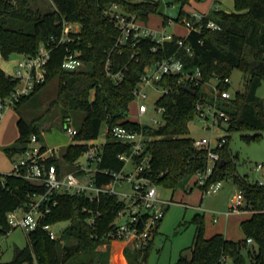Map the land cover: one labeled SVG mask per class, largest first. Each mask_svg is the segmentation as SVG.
<instances>
[{
    "label": "trees",
    "instance_id": "obj_1",
    "mask_svg": "<svg viewBox=\"0 0 264 264\" xmlns=\"http://www.w3.org/2000/svg\"><path fill=\"white\" fill-rule=\"evenodd\" d=\"M50 8L45 10L36 5L35 0H0V53L8 56L13 52L32 55L40 44L47 45L50 58L47 63L46 82L36 87L31 95L16 103L21 107L30 100L51 78L57 77L56 96L48 104L46 111L52 113L59 106L62 125L70 112L84 114L76 126L77 141L97 139L101 125L121 124L140 129L138 123L126 119L129 104L133 100L132 90L152 64L162 58L175 55L182 59L186 67L199 66L203 80L216 79L217 87L229 89L230 82L224 81L237 68L244 75V89L237 91L230 99H220L217 104L231 115L227 125L229 130L255 131L243 135L254 139L264 132V102L257 95V89L264 81V0H232L235 10L227 12L216 8L211 10L205 22L212 20L218 28L204 26L200 31H190L182 45L176 35L156 51L154 41L144 38L134 46L115 45L118 28L105 14V9L118 3L127 12L147 22L152 14H162L160 0H49ZM179 4L175 18L182 21L190 13L184 6L191 1L173 0ZM170 18L163 14L162 24ZM79 24L77 33H70V40L59 42L63 22ZM53 38V40L51 39ZM189 48V50H187ZM78 50L85 65L77 70L63 68L62 61L68 51ZM113 73L123 71V78L115 81L107 75L106 63ZM17 81L0 67V96L5 97L15 88ZM169 87V93L162 95L157 104L165 107V123L157 127L143 126L146 135L145 153L150 155V170L146 175L158 186L172 190L178 188L190 191L195 185L194 175L205 169L207 150L194 147L189 137V122L195 118V102L199 98L213 100V95L203 88H190L178 83L177 76L164 75L158 82ZM43 114L28 119L20 116L16 121L18 136L14 144L5 148L8 156L21 152L32 134L41 135ZM102 145V159L99 167L110 174L95 173V184H109L113 171H119L123 162L117 153L127 150L128 145L116 141L108 133ZM87 148L86 143L77 142L67 146L60 158H50L48 163L61 167L71 165L80 158ZM224 163L216 166L209 182L231 176L239 189L244 192L247 207L254 211L240 225L246 239L237 242L222 233L209 237L205 235L204 215L194 216L196 225L193 241L181 250L175 264H222L223 257L232 258L238 264H246L243 250L247 239L256 243L246 250L250 264H264V185L249 181L237 172L236 162L227 148V141L218 149ZM63 160V161H62ZM38 189L21 177L5 175L0 180V234L9 229L6 214L27 200V193ZM123 203L114 194L103 193L99 199L89 200L82 194L58 196V203L42 222L57 223L68 221V226L51 239L41 227L27 233V244L15 248L14 257L0 264H109L108 232L115 226L114 220ZM106 244L101 250L99 246ZM153 240L148 245L133 244L124 249L129 264H147V257Z\"/></svg>",
    "mask_w": 264,
    "mask_h": 264
},
{
    "label": "built area",
    "instance_id": "obj_2",
    "mask_svg": "<svg viewBox=\"0 0 264 264\" xmlns=\"http://www.w3.org/2000/svg\"><path fill=\"white\" fill-rule=\"evenodd\" d=\"M105 14L110 21L118 28V35L115 38V45L122 46L130 44L134 46L138 41L149 38L154 41L153 51L162 46L167 41H172L176 34L166 32L165 28H154L147 25L136 15L127 12L118 3L111 4L105 9ZM207 13L193 11L189 17H184L182 23L190 31H200L204 26L215 29L218 24L212 20L205 22ZM171 22V19L167 23ZM79 24L75 22L64 21L63 30L59 42L69 41L70 33H77ZM186 34V35H187ZM183 37L178 38V44L182 45ZM53 40V38H51ZM189 50V48H187ZM51 49L47 45L40 44L35 54H22V58L17 64L15 74L12 76L17 83L10 94L5 97L0 96V119L6 108L13 107L21 98L31 95L36 87L46 82V68L50 58ZM85 65L80 58L78 50L68 51L62 61L63 68L67 70H77ZM107 75L115 81L123 78V71L113 73L109 70V63H106ZM164 75H174L178 78V83L185 84L189 88H203L205 92L213 95V100L199 98L196 100L195 118L203 124L205 129L214 130L216 128H225L231 115L217 104L218 100L230 99L233 97L229 89L221 90L217 83L211 86V90L205 87L209 82L203 80L202 71L199 66L186 67L184 61L175 55L155 61L151 68L141 76L136 87L133 88V100L137 102V112L139 117L145 116L150 109L144 102L148 97L146 86L151 85L161 88V95L156 99L155 105L151 111L156 116L152 120L151 127H157L165 123V107L157 104V100L164 94L169 93V87L160 86L158 82ZM224 81L229 82L228 78ZM130 120V119H129ZM131 121V120H130ZM136 122V121H133ZM141 126L135 129L121 124L107 126L106 135L109 133L113 139L128 145V149L117 153V158L123 162V167L119 171H113L111 183L105 185L95 184V173L110 174L106 168L99 167L102 159V145L97 143L96 139L87 141H77L74 143H86L87 148L83 151L81 159L77 160L72 169L66 170L65 166L58 167L54 163H48L50 158H59L56 148H51L43 144L40 137L32 134L27 142V146L18 153L13 159V166L10 172L0 173V180L3 181L5 175H14L21 177L35 185V190L27 193V200L22 202L16 208L6 214L9 229L3 231L7 234L13 228L20 227L26 233L41 227L45 230L51 239L57 238L53 231V223L42 222L52 208L58 203V196L65 194H82L89 200L99 199L103 193L116 195L123 203L121 209L117 212L114 220L115 226L108 232L111 240H124L136 245H148L153 240L158 229L159 222L164 215L166 206L172 201L163 199L158 191L157 185L146 175L150 170V155L145 153L146 135L143 129L145 123L136 122ZM63 128L73 139L78 133L76 127L72 126L67 120L63 123ZM227 138L225 135L201 137L192 139L196 148L207 150V163L205 169L197 172L193 177V183L201 187L204 193H215L221 186V181L209 182L214 175L216 166L221 161L218 149L223 147ZM131 164L133 170L125 173V167ZM263 165L257 163L255 169L261 171ZM128 180L132 186L131 193H117L115 185L120 184L122 180ZM264 185V180L256 181ZM120 195L121 197H119ZM247 207L244 192L238 189L231 201L230 209L226 216L232 213L253 212ZM264 211V210H263ZM119 219V220H117ZM216 221V219H214ZM247 242H252L251 238ZM226 264V258L221 260Z\"/></svg>",
    "mask_w": 264,
    "mask_h": 264
},
{
    "label": "rangeland",
    "instance_id": "obj_3",
    "mask_svg": "<svg viewBox=\"0 0 264 264\" xmlns=\"http://www.w3.org/2000/svg\"><path fill=\"white\" fill-rule=\"evenodd\" d=\"M140 1V0H131ZM160 10L162 14H152L149 16L146 24L155 28H165L166 32H174L179 35H186L188 30L181 21L175 18L179 12V4L173 0H160ZM205 2V3H204ZM37 6L45 10L50 8L49 0H35ZM195 5H186L184 10L192 12L197 7V3L201 7L209 6V9H222L225 11H234L235 6L232 0H206L195 2ZM211 5V6H210ZM163 14L171 19V22L163 25ZM159 25V27H156ZM22 58L21 53L13 52L7 57L0 53V67L9 75L13 76L17 69V64ZM229 91L233 95L237 91L244 89L243 72L237 68L233 69L229 77ZM216 83V79L210 80L206 84L207 91L211 90V86ZM58 79L51 78L33 97L25 102L18 109L9 107L4 109L3 116L0 119V173H8L11 171V164L16 155L8 156L5 148L14 144L17 136V119L22 116L24 118H34L43 114V129L40 140L48 147L56 148L58 157L62 156L67 146L75 142L63 128L61 116L59 115V106L52 113L46 111L48 104L56 96ZM148 97L144 100L150 111L142 117L137 112V102L132 100L126 114V119L131 121L152 124L153 118H159L152 110L156 99L161 95V88L148 85L145 87ZM257 95L264 102V81L257 89ZM84 114L82 112L72 111L69 118L66 119L72 126L76 127L80 124ZM189 137L199 139L201 137L225 135L227 138V148L232 153L236 162L237 172L240 175L255 182L256 180H264V176L255 169L257 163L264 165V132L257 138L246 139L243 135H252L255 131H239L229 130L225 128H216L214 130L205 129L203 124L197 118L189 122ZM107 125H101L97 143H104ZM61 159V158H60ZM81 161L84 159L81 157ZM79 159V160H80ZM63 161V160H62ZM66 170H70L71 165L64 163ZM133 168L131 164L125 167V173H129ZM221 186L215 193H204L201 187L193 185L190 191L184 188H178L172 195V190L158 186V191L163 199L172 202L166 206L164 215L159 222L157 233L153 238V244L147 257V264H175L179 258L182 249L187 248L193 241L195 233L194 216L197 213L204 215L205 233L221 230L230 239L241 242L246 239L245 234L240 225L242 214L232 213L229 217H225L229 211L232 198L238 191V186L234 183L231 176H224L221 180ZM121 185H115L117 193H131L133 186L128 180H122ZM121 197L120 195H118ZM200 204L202 210L196 208ZM221 215L218 222L212 221V218ZM119 220V219H117ZM68 226V221H60L53 225V231L59 235ZM27 233L20 227L13 228L7 234H0V261H9L14 257L15 248H23L27 244ZM256 246L254 242H247L246 249L243 250L246 264H250V259L246 250L253 249ZM28 264V263H25ZM36 264V263H32ZM226 264H238L232 258H226Z\"/></svg>",
    "mask_w": 264,
    "mask_h": 264
},
{
    "label": "crops",
    "instance_id": "obj_4",
    "mask_svg": "<svg viewBox=\"0 0 264 264\" xmlns=\"http://www.w3.org/2000/svg\"><path fill=\"white\" fill-rule=\"evenodd\" d=\"M216 1V0H214ZM193 1H191L189 4H186V5H195L194 3H192ZM205 3V2H204ZM200 4H203L200 3ZM185 5V6H186ZM211 6V5H210ZM210 7L209 6H206V7H201L198 3H197V7H195V10L193 11H197V12H202V13H209L212 9H209ZM192 11V12H193ZM163 20V19H162ZM149 25V24H148ZM152 27V26H151ZM156 27H159V25H157ZM155 28V27H154ZM174 33V32H173ZM176 35H179L177 33H175ZM17 136H18V130H17ZM16 136V138H17ZM15 138V140H16ZM14 140V141H15ZM263 165V164H262ZM12 166H13V162L11 164V169H12ZM261 173L262 176H264V165H263V168L261 171H259ZM259 180V179H258ZM256 180V181H258ZM235 183V182H234ZM236 184V183H235ZM237 185V184H236ZM196 208L198 210H202V208L200 207V204L196 206ZM238 214H242L243 217L240 219V223L242 220L250 217V215L252 214L251 212H243V213H238ZM230 216V215H229ZM229 216H226L225 217H229ZM221 217V215H217L215 217L212 218V221H214V219H216V221L214 222H218L219 218ZM157 233V231H156ZM155 233V234H156ZM216 233H222L226 238L230 239L228 236H226L221 230H217V231H214V232H208V233H205L206 237H209L213 234H216ZM133 244L128 242V241H124V240H112L110 245H109V264H129L125 255H124V249L126 247H130L132 246ZM99 248L101 250H105L107 248V245L106 244H103L101 246H99Z\"/></svg>",
    "mask_w": 264,
    "mask_h": 264
},
{
    "label": "water",
    "instance_id": "obj_5",
    "mask_svg": "<svg viewBox=\"0 0 264 264\" xmlns=\"http://www.w3.org/2000/svg\"><path fill=\"white\" fill-rule=\"evenodd\" d=\"M227 12H229V11H227ZM189 90L191 91L192 94L196 93V91L194 89L190 88ZM224 162H225L224 159H221L220 164L222 165Z\"/></svg>",
    "mask_w": 264,
    "mask_h": 264
}]
</instances>
